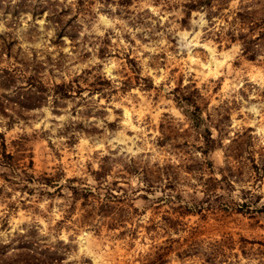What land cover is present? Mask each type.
<instances>
[{
  "label": "rangeland",
  "instance_id": "rangeland-1",
  "mask_svg": "<svg viewBox=\"0 0 264 264\" xmlns=\"http://www.w3.org/2000/svg\"><path fill=\"white\" fill-rule=\"evenodd\" d=\"M188 1L0 0V93L19 96L29 74L46 88L9 125L0 115L34 178L0 177V249L29 240L50 264H264V47L249 59L224 33L238 0ZM57 82L72 94L55 97Z\"/></svg>",
  "mask_w": 264,
  "mask_h": 264
},
{
  "label": "trees",
  "instance_id": "trees-1",
  "mask_svg": "<svg viewBox=\"0 0 264 264\" xmlns=\"http://www.w3.org/2000/svg\"><path fill=\"white\" fill-rule=\"evenodd\" d=\"M222 1L223 0H217V3H221ZM205 5H212L211 0H189L185 4L187 8L196 6L201 7ZM225 21L229 27L224 33L227 34V37L230 40H240L241 52L245 55V57L249 59L254 57L256 47L260 45L259 41H261L264 47V0H248L246 2L238 0L237 6L231 10L230 17L225 19ZM236 24L238 25L237 27H235ZM239 28H246L247 31L242 32L239 30ZM62 32L63 30L60 28L56 32V35L60 36ZM262 51L264 53V49ZM7 74L8 76L10 75L9 72ZM8 79L9 78L4 76L1 78L0 85L2 88L6 86L5 83L8 82ZM71 87V83H54L53 95L55 97H65L71 95ZM17 88H22V91H19V96L16 95V97H13L15 99L5 93H0V115L6 116V125H9V123L13 121V112L16 113L17 116H22L24 110L36 106L39 102V97H41V92H44L46 89L41 84V82H39V79L33 76V74L26 76L24 87L18 86ZM174 90L176 94H174L173 100L175 101L176 105L182 109V112L185 114L191 126L202 131L204 133L203 136H205V139H207V133L210 132V129L205 123L204 117L201 115V108L196 103H194L193 100H189L188 95L183 93V90L180 87L175 86ZM178 90H180V92ZM177 91L179 93H177ZM189 105H192V108H190ZM231 141H234V138H231ZM30 164L31 160L29 159L26 166L29 167ZM16 168L23 172L24 177L20 176ZM23 169L24 167H22L21 164H16V161L13 160L12 154L6 151L5 143L0 133V177H2L4 180H10L14 178L17 179L15 182L24 180L26 183H30L34 178L31 174L25 173ZM44 184H46V181ZM73 189V191H77L75 188ZM81 189H86L85 191L83 190L84 195H87L89 192L92 194L89 188ZM95 195L99 196L97 194ZM110 196H113V194L104 195L103 197H105L106 200L109 199ZM97 201L98 204L96 206L99 211L102 210V206H108L106 201H99L98 199ZM241 204L245 203L242 202ZM193 207L194 205L192 204L191 206H187L186 209H190V211L197 209ZM249 207H246V209L249 210ZM88 212L89 209L84 214H82L83 221L89 219ZM34 248L33 242L29 240H22L21 244L18 245V252H15L13 255H11L13 257L15 256L14 258H11V256L7 253V250L2 248L0 249V264H50L57 260L55 257L52 258L49 256L39 258V252H37Z\"/></svg>",
  "mask_w": 264,
  "mask_h": 264
}]
</instances>
